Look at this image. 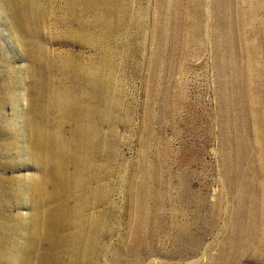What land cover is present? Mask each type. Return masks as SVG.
Returning a JSON list of instances; mask_svg holds the SVG:
<instances>
[{
  "label": "rangeland",
  "instance_id": "374dc122",
  "mask_svg": "<svg viewBox=\"0 0 264 264\" xmlns=\"http://www.w3.org/2000/svg\"><path fill=\"white\" fill-rule=\"evenodd\" d=\"M89 1L0 0V264L48 250L27 257L58 205L36 126L84 182L88 264H264V0Z\"/></svg>",
  "mask_w": 264,
  "mask_h": 264
},
{
  "label": "bare ground",
  "instance_id": "6f19581e",
  "mask_svg": "<svg viewBox=\"0 0 264 264\" xmlns=\"http://www.w3.org/2000/svg\"><path fill=\"white\" fill-rule=\"evenodd\" d=\"M27 1V0H26ZM89 1V0H88ZM91 1V0H90ZM89 1V2H90ZM95 1V0H94ZM101 1V0H100ZM105 1V0H104ZM107 1V0H106ZM182 1V0H181ZM93 2V0H92ZM96 2V1H95ZM94 2V4H95ZM102 2V1H101ZM113 2V1H112ZM11 3V7L13 8V13H14V16L16 17V15L20 14V17L21 18H25V16H30V7H29V4L28 2H25V3H22L21 1V5H22V8L20 7V9H18L15 4L13 2H10ZM88 3V2H87ZM103 3V2H102ZM108 3H110L108 1ZM114 3V2H113ZM115 3H116V0H115ZM90 4V3H88ZM92 4V3H91ZM90 4V5H91ZM101 4V3H100ZM119 4V3H117ZM171 4V3H170ZM87 5V4H86ZM111 7H112V4H110ZM108 5V6H110ZM93 6V5H92ZM106 6V5H105ZM117 6V5H116ZM107 7V6H106ZM110 7V11L113 9H111ZM115 7V6H114ZM119 7V6H118ZM11 8V9H12ZM86 8V7H85ZM105 8V7H104ZM117 8V7H115ZM172 8V7H171ZM94 9V7H93ZM107 9V8H106ZM119 9V8H118ZM117 9V10H118ZM90 10V8H89ZM116 10V9H115ZM116 10V11H117ZM173 13V12H172ZM125 16V15H124ZM240 16V15H239ZM28 19V18H27ZM24 26V24H23ZM19 28V27H18ZM252 66V65H251ZM248 67V65H247ZM250 67V66H249ZM246 70V68H244ZM248 70V69H247ZM251 71V70H250ZM93 72V71H91ZM96 74V73H95ZM246 74V73H245ZM251 74V73H250ZM245 76V75H244ZM247 76V75H246ZM249 76V75H248ZM247 76V77H248ZM243 77V76H242ZM38 78V77H36ZM244 78V77H243ZM251 78V77H250ZM88 79V78H87ZM89 79H90V83L92 84V88L93 90L94 89H103L104 88V83L101 79H96V77L93 75V74H89ZM36 80V79H35ZM85 80V79H84ZM86 84V83H85ZM89 85V84H88ZM90 88V87H89ZM99 91V90H98ZM252 91V90H251ZM89 92V91H88ZM86 93V92H85ZM254 93V92H253ZM73 95V94H72ZM77 95V94H76ZM81 95V94H80ZM84 95V94H83ZM99 96V95H98ZM80 97V96H79ZM78 97V98H79ZM89 97V95H88ZM87 97V98H88ZM77 98V100H78ZM231 98V97H230ZM251 98V97H250ZM70 99H71V96H70ZM74 99V98H73ZM80 99V98H79ZM69 100V99H68ZM84 100V99H83ZM66 101V99H65ZM81 101V100H79ZM236 101V99H235ZM246 101V99H245ZM55 102V101H54ZM68 102V101H67ZM85 102V101H84ZM254 102V101H252ZM256 102V101H255ZM61 100L60 99H57L56 98V102H55V105H60ZM75 103V102H74ZM259 103V102H258ZM66 105V104H65ZM64 105V106H65ZM68 105V104H67ZM89 105V104H88ZM252 105V104H251ZM261 105V104H260ZM71 106V105H70ZM85 107H87L85 105ZM259 107V106H258ZM260 108H262V106H260ZM69 109V107H68ZM254 109V108H253ZM256 109V107H255ZM259 109V108H258ZM264 109V108H263ZM73 110V109H71ZM83 110V109H82ZM257 110V109H256ZM255 110V111H256ZM76 111V110H75ZM79 111V110H78ZM255 111L253 112V114L255 113ZM44 112L43 111V115H44ZM72 112V111H71ZM83 115H84V111H82ZM259 112V111H258ZM86 113V112H85ZM243 113V112H242ZM249 113V112H248ZM261 113V111H260ZM263 113V111H262ZM261 113V114H262ZM71 114V113H70ZM89 114V113H88ZM246 114V113H245ZM252 114V113H251ZM67 115V113H66ZM258 115V114H257ZM70 116V115H69ZM72 116V115H71ZM253 116V115H252ZM73 117V116H72ZM86 117V116H85ZM243 117V116H241ZM264 117V116H263ZM258 118V117H257ZM257 118H254V119H257ZM68 119V117H67ZM79 119V118H77ZM250 119V116L249 118ZM69 120V119H68ZM264 120V118H263ZM81 121V119H80ZM78 121V122H80ZM251 121V120H250ZM261 121V120H260ZM257 122V121H256ZM71 123V122H70ZM255 123V122H253ZM74 124V123H73ZM79 124V123H78ZM256 124V123H255ZM258 124V123H257ZM263 124V123H262ZM260 125V123H259ZM75 127V126H74ZM257 127V126H256ZM262 128V126H260ZM250 128V127H249ZM258 128V127H257ZM264 128V127H263ZM76 130V128H75ZM264 130V129H263ZM259 132V130H258ZM261 133V132H260ZM264 134V132H263ZM58 136V135H57ZM33 137H34V140L36 141V147L37 149L39 150V152L42 154L41 156H39V161H48V162H51V163H54L55 164V173L53 175V182L55 183V193L56 194H52V198L55 197V195H57L58 197V205L54 208V210H52L50 212V223L45 225L43 227V229L41 231H39V228H36L33 232V235H34V239L33 241H30V245L28 246V251H27V257H29L30 255L32 256V252L33 251H36L35 248L36 247H39L40 244H42V241L45 245H47V252L45 253L44 255V258H43V261H42V264H67L65 262V258L70 256L71 258H74L73 256H76L78 257V259L76 261H72L71 264H88L89 263V259H90V253L92 251V242L90 240V238L86 237L85 236V230L86 228L84 229V222L83 220L79 217V215L74 212L70 207L69 205L66 203V200H65V197H69L70 193L73 191V190H81V192H85L83 191L84 189V182L81 184V182L78 180L77 177H68L66 176L67 174H64L63 171H62V168H63V165H62V161H63V158H65L66 154L69 152L68 151V147L65 146V145H62L61 141L59 140V137H55V136H51L49 138V136L45 133V130L43 127H38L36 126L35 129H33ZM64 137V136H63ZM88 137H89V134L88 132L87 133H83L82 136H81V139L83 140L84 144L87 142L88 143ZM264 137V135L262 136ZM65 139V138H64ZM66 140V139H65ZM64 141V140H63ZM261 141H263V138L261 139ZM257 142V141H256ZM68 143V142H67ZM244 143V141H243ZM262 143V142H261ZM65 144V143H64ZM50 145V148L48 150V152H46V148L47 146ZM261 145V144H259ZM258 145V146H259ZM235 146V145H234ZM263 146V144H262ZM246 147V146H245ZM71 148V147H70ZM243 148V147H242ZM241 148V149H242ZM246 149V148H245ZM264 149V148H263ZM243 151V149H242ZM35 153V152H34ZM47 153V154H46ZM244 153V152H243ZM246 153V152H245ZM242 154V152H241ZM244 155V154H243ZM262 156V155H261ZM33 159V158H31ZM72 160V158H71ZM243 160V158H242ZM240 163V162H238ZM76 165V164H75ZM90 165V164H89ZM75 167V166H74ZM85 167V166H84ZM261 167V166H260ZM68 168V167H67ZM72 168V167H71ZM263 169H264V166H263ZM69 170V169H68ZM76 171V170H75ZM264 171V170H263ZM239 172V171H238ZM261 172V171H260ZM262 173V172H261ZM52 174V173H51ZM71 174V173H69ZM145 174V173H144ZM229 174V173H228ZM239 174V173H237ZM230 175V174H229ZM236 176V175H235ZM87 177V176H86ZM45 179V178H44ZM230 179V178H229ZM228 179V180H229ZM238 179V178H237ZM50 180V179H49ZM84 180V179H83ZM153 181V180H151ZM148 182V181H147ZM248 184V183H247ZM142 186V185H141ZM263 190V189H262ZM262 193V192H261ZM258 199V198H257ZM62 200V201H61ZM252 200V199H251ZM259 201V200H258ZM143 202V201H142ZM254 202V201H252ZM251 202V203H252ZM260 210H259V214H260V220H264V194L262 195V198L260 200ZM247 203V202H246ZM258 204V203H257ZM50 209H52L50 207ZM244 210V209H243ZM244 212V211H242ZM241 212V213H242ZM246 212V211H245ZM250 212V211H249ZM240 214V213H239ZM256 214V213H255ZM35 215V214H34ZM241 215V214H240ZM238 215V216H240ZM252 215V214H251ZM257 216V215H256ZM48 217V216H47ZM146 217V216H145ZM258 217V216H257ZM39 219V218H38ZM252 219V218H251ZM36 220V219H35ZM43 220V219H42ZM138 220V219H137ZM257 220V219H256ZM49 221V220H48ZM143 221H147V218H143ZM38 222V221H37ZM239 222V221H237ZM264 223V222H263ZM255 224V223H254ZM17 225V224H16ZM238 225V224H237ZM260 225V223H259ZM40 226V225H39ZM236 226V225H235ZM251 227V226H250ZM255 227V226H254ZM148 228V227H147ZM33 229V228H32ZM233 229V228H232ZM238 229V228H237ZM260 229H263L264 230V225H262V228L260 227ZM96 230H97V227H96ZM14 231H17V230H14ZM13 231V232H14ZM142 231V230H141ZM32 232V231H31ZM242 232V230H241ZM255 232V231H254ZM260 232V231H259ZM143 233V232H142ZM147 233V231H146ZM245 233V232H244ZM258 233V232H257ZM12 234V233H10ZM28 234V232H27ZM43 234V240L42 241H39V238L40 235ZM17 235V234H16ZM239 236V235H238ZM248 236H251V235H248ZM247 236V237H248ZM15 237V236H13ZM11 236V239L10 241H12V238ZM19 237V236H18ZM31 237V236H30ZM143 237V236H142ZM254 237V236H253ZM8 238V237H6ZM17 238V237H15ZM33 238V237H32ZM263 238V237H261ZM239 239V238H238ZM243 239V238H242ZM245 239V238H244ZM249 239V238H248ZM251 239V238H250ZM253 239V238H252ZM231 240V239H230ZM15 241V239H14ZM17 241V239H16ZM27 240H25L24 242H26ZM245 241V240H244ZM6 239L4 240V242L2 241V239H0V247H7V245L10 243L9 240L8 242L6 243ZM18 242V241H17ZM236 242V241H235ZM243 242V241H242ZM139 243V242H138ZM250 243V242H249ZM16 244V243H15ZM248 244V243H247ZM261 244V243H260ZM12 245V244H11ZM14 245V244H13ZM18 245V244H17ZM43 245V244H42ZM143 245V244H142ZM232 245V244H231ZM243 245V244H242ZM253 247H254V243H252ZM257 245V244H256ZM259 246V245H258ZM264 246V245H263ZM136 247V246H135ZM232 247V246H230ZM240 246L236 247L235 248H239ZM243 247V246H242ZM253 247H251L253 249ZM17 248V247H16ZM244 248V247H243ZM242 248V249H243ZM260 248V247H259ZM3 249V248H1ZM6 250L8 248H5ZM13 249V248H12ZM11 249V250H12ZM15 249V248H14ZM37 249V248H36ZM234 249V248H233ZM257 249V248H256ZM261 249V248H260ZM4 250V249H3ZM9 250V249H8ZM26 250V249H25ZM241 250V249H240ZM20 251V249H19ZM40 251V250H39ZM236 251V249H235ZM242 251V250H241ZM240 251V252H241ZM257 251V250H256ZM3 252V251H1ZM0 252V253H1ZM237 252V251H236ZM243 252V251H242ZM245 252H248L245 251ZM244 252V253H245ZM251 252V251H250ZM254 252V251H253ZM8 253V252H7ZM39 253V252H38ZM255 253V252H254ZM15 254V253H14ZM2 255V254H1ZM21 255H22V251H21ZM234 255H236V253L234 252ZM7 256V255H6ZM26 257V255H25ZM233 257V256H232ZM31 258V257H30ZM29 259V258H28ZM27 259V260H28ZM36 259V258H35ZM76 259V258H75ZM39 260V259H38ZM20 261V260H19ZM29 261V260H28ZM27 261V263H28ZM33 261V260H32ZM26 260L24 259V262L25 263ZM69 262V261H68ZM232 262V261H231ZM22 263V264H23ZM26 263V264H27ZM40 263V262H39Z\"/></svg>",
  "mask_w": 264,
  "mask_h": 264
}]
</instances>
